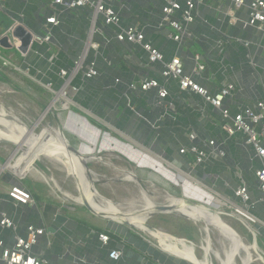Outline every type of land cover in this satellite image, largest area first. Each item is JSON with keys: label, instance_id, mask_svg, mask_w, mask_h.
Returning a JSON list of instances; mask_svg holds the SVG:
<instances>
[{"label": "crops", "instance_id": "crops-1", "mask_svg": "<svg viewBox=\"0 0 264 264\" xmlns=\"http://www.w3.org/2000/svg\"><path fill=\"white\" fill-rule=\"evenodd\" d=\"M163 2L108 0L118 12L123 27L141 26L146 41L162 53L165 61L180 57L185 72L190 74L196 66L192 57L198 55V63L205 70L196 78L197 83L210 94L216 93L224 83L233 84L235 91L223 102L230 113L254 107L257 102L264 103V38L256 27L246 24L247 5L230 14L231 0H198L197 17L188 26L189 33L183 42L177 43L168 38L167 27L157 28ZM0 10L14 23L21 22L38 35L50 33L48 43L34 45L26 55L17 51L20 57L11 52L13 49L0 47V56L10 58L13 66L34 79L2 67L1 61L0 71L23 76V80L12 79L13 83H8L13 87L12 93L24 95L29 107L43 117L49 115L62 120V129L80 142L75 149L82 153L85 148L84 158L99 159L103 165L114 160L133 165L143 172L141 178L135 175L138 182L159 183L167 196L174 199L179 198L172 196L171 188L177 187L180 199L205 203L216 210L221 209L220 200L237 202L233 190L241 183L248 187L252 201L264 197L257 189L254 175L263 166L260 159L252 147L245 145L243 135L237 133L229 138L224 133L220 110L195 93L181 91L176 81H165L161 77V64H149L148 54L139 45L116 41L114 28L101 29L99 23L95 26L91 10L81 8L60 14L56 26L45 24L54 11L60 10L53 0H0ZM80 57L84 68L95 64L98 71L95 77L86 79L81 71L70 75ZM60 71H65L66 76H61ZM69 80L64 98L59 93ZM144 80L157 81L167 96L159 98L156 89L129 88L130 84L139 85ZM191 133L197 136L195 141L188 139ZM61 139L67 147L65 137L61 135ZM210 140L224 152L223 157H210L196 165L194 154L179 152L190 146L205 151V142ZM16 152L6 164L12 175L6 173L0 177V212L14 220L21 235L28 224L45 227L47 235L39 238L33 251L43 252L52 264H181V261L201 264L204 261L194 260L196 256L192 257L186 247L189 257L171 255L166 247H156L133 231L120 236L109 229L106 219L86 209L59 206L39 198L17 178L31 173L44 181L47 179L34 164L21 163L20 159L25 161L27 157L16 156ZM16 185L29 191L33 204L16 205L9 198L8 192ZM250 213L256 223L248 224L234 217L237 222L234 232L255 250L249 264H264V202L255 203ZM99 233H109L108 245L101 244ZM11 235V231L0 228V240L6 246L12 244ZM112 250H120L122 257L111 260ZM161 254L166 255L163 263L158 259Z\"/></svg>", "mask_w": 264, "mask_h": 264}, {"label": "built area", "instance_id": "built-area-1", "mask_svg": "<svg viewBox=\"0 0 264 264\" xmlns=\"http://www.w3.org/2000/svg\"><path fill=\"white\" fill-rule=\"evenodd\" d=\"M248 2V3H247ZM232 7L228 11L230 14L236 10L241 9L247 5L249 10L247 25L256 27L262 33L264 38V0H231ZM53 4L59 7V11L55 12L52 17L45 20L46 25H58L60 14L67 11H72L81 8H87L92 12V22L94 25L114 28V39L118 42H126L129 44L139 45L147 54L149 64L159 63L163 66L161 77L165 80H174L177 82L181 91H190L200 96L214 109L220 110L223 125L221 126L224 133L229 137H234L240 133L244 137L245 145L252 147L256 157L262 163V167L254 173L257 181V189L264 194V103L257 102L254 107H245L235 113L223 107V102L230 97L235 91V87L231 83H224L220 86L218 91L210 94L209 91L197 83V77L205 70V66L198 63L200 57L195 55L193 58L196 66L188 74L185 72L184 62L180 57H172L169 61H165L162 53L146 41L144 29L139 25L123 27L121 18L117 11L108 3V0H53ZM198 0H164L161 7V20L157 28H168L170 34L168 38L174 42L182 43L185 35H188V26L192 24L197 17ZM99 23V24H97ZM17 24L23 25L21 22ZM94 26V32L97 28ZM34 41L38 45L46 44L50 41V33L43 35H34ZM12 49L16 50L20 47V42L16 39L9 40ZM93 45V44H92ZM247 45V44H246ZM264 47V39H263ZM82 57L79 61L74 63L73 70L70 75H76L81 71L83 77L90 79L98 74L95 69V64L91 63L87 68L82 65ZM1 65L4 68H12L15 71L21 72L23 75L30 77V75L20 68L13 66L10 58L0 56ZM61 76H66L65 71H60ZM32 78V77H30ZM34 79V78H32ZM119 82L118 79L115 80ZM61 89L60 95L66 98V88L69 87L70 80ZM130 89H140L141 91H148L156 89L158 97L164 99L167 96V91L160 87L157 81L144 80L136 84H130ZM75 89V88H74ZM197 136L193 133L188 135L190 141H195ZM207 150H199L194 146L189 148H182L180 154L190 152L196 156L195 164L199 165L204 160L210 157L220 158L224 156V152L218 148L216 143L212 140L205 142ZM6 164L0 162V177L9 172L6 169ZM9 198L16 205H30L34 200L29 191L22 185L11 187L8 192ZM232 200L218 201L220 208L230 212L234 217L239 218L245 223H256V219L251 215L250 210L257 202H264V197L258 201H252L251 194L245 183H241L233 190ZM0 228L7 229L12 232V244L6 246L4 241L0 240V261L2 264H52L42 253L35 254L33 249L37 245L40 237L47 235L44 226L28 224L25 226V234L18 233V226L14 220L5 212H0ZM113 235L117 233L113 232ZM98 240L103 246H106L111 241L109 233H99ZM122 257L120 250H112L109 252V258L117 261Z\"/></svg>", "mask_w": 264, "mask_h": 264}, {"label": "rangeland", "instance_id": "rangeland-1", "mask_svg": "<svg viewBox=\"0 0 264 264\" xmlns=\"http://www.w3.org/2000/svg\"><path fill=\"white\" fill-rule=\"evenodd\" d=\"M1 22H3V24ZM13 24L14 21L4 16L3 12L0 10V36L4 35V33ZM11 52L14 53L16 57H20L16 50L13 49ZM0 74L4 75L8 79V82L0 79V110H3L6 113V121H9L11 124L19 123L24 125L27 129L32 130V134L49 142H54L57 137L61 145L64 146L60 135L61 132L59 133L60 128L63 133L61 134L65 137L69 146L75 148L78 144H80L79 141L72 138L70 134L66 133L62 129V124L64 123L62 120H54L49 115L43 117V114H40L37 111L35 112L29 107L28 99L24 95L20 93H12L13 87L8 83H13L12 79L23 80L24 78L21 74H13L8 70H2L0 71ZM49 100H51V98ZM0 129L3 130L4 128L1 127ZM16 150L17 152L14 155L18 154L16 156L22 158H25L23 156L27 157V160L24 159L25 161L20 159L21 163L27 162L32 165L34 164L33 166L35 169H37L47 179V181H44L41 177L29 173L20 179L17 178V181L20 180V183L29 188L31 192L37 194L39 198H42L49 203L57 204L59 206L63 205L81 211L84 210L83 206L74 203L71 199L66 197V194H69L80 198V194L76 187V180L71 178V174L67 173L66 168L61 163H58L53 159L43 157L42 155L38 156L26 147H18L15 144L1 141L0 162H8ZM81 152L82 153L80 154L83 155L85 148L82 149ZM96 158L99 157L96 156ZM11 162L13 163V160ZM88 164L89 169L94 173L93 179L96 180L94 188L99 196L110 201L123 213H137L143 210V202L141 201L142 193L145 194L154 205H165L168 202V196L161 184L155 182L148 184L126 180V175L128 173L141 178L143 172L136 169L133 165H126L120 160L106 161L105 165H103L99 159L94 161L90 160ZM12 173L13 172L10 170L7 172L9 176H11ZM136 180L138 179L136 178ZM81 191L86 194L91 206L94 209L102 210L110 214L109 210L101 204L99 200H97V195H93L90 189L86 187L84 188L83 183L81 185ZM171 194L172 196L180 199V190L177 187L171 188ZM212 211L234 231V227L236 228L237 222H235L234 216L228 212V210L226 211L223 208H217V210L212 209ZM128 217H131L134 220L138 218L137 216V218H135V216ZM115 219L121 220L119 218ZM144 222L145 220L140 223V226L138 227L122 224L117 221H114L113 223L108 222V224L109 229L116 230L120 236H123L128 231H133L136 235L148 239L156 247H159L158 245L164 247V249L166 247V249L171 253L189 257L187 253V251H189L192 257L196 256V259L194 260H204L207 264H220L219 261L212 256L210 251L205 248L207 233L204 230L206 225L202 221L183 218L172 214H162L153 215L143 225ZM146 224L155 230H148ZM217 231L218 230L215 227L208 226V238L213 250L217 251L222 257H224V252L229 250V244L223 240L220 233ZM129 238L130 235L127 237V240ZM243 243L246 245L251 244L246 243L245 241H243ZM185 247L187 251L184 249ZM243 256L244 253H241L240 257L235 259V264H241ZM158 259L163 263L166 260V255L161 254ZM181 264L187 263L181 261Z\"/></svg>", "mask_w": 264, "mask_h": 264}, {"label": "bare ground", "instance_id": "bare-ground-1", "mask_svg": "<svg viewBox=\"0 0 264 264\" xmlns=\"http://www.w3.org/2000/svg\"><path fill=\"white\" fill-rule=\"evenodd\" d=\"M5 114L6 113L3 110H0V128L1 127L4 128L3 130L0 129V141L10 143V144H15L18 147H26L30 151H33L34 153H36L38 156L42 155L43 157H47V158L55 160L58 163H61L66 168L67 173L71 174V178H73L77 182L76 187H77V190L80 194V198L66 194V197L71 199V201H73L74 203L81 205L82 202L85 201L91 206V203L88 200V197L86 196V194L83 193V191H81V185L83 183L84 188L86 187V188L90 189V191L93 195H95V194L97 195V200H99L100 203L103 204L109 210L110 214H108L102 210H96L92 206L91 207L96 212L103 214L105 217H107L113 221L115 220L119 223L120 222L121 223L126 222L129 224H131V223L140 224L144 220L146 221V218H147L149 213L154 211V204L150 201V199H148L146 197L145 194L142 193L141 194V201L143 202V208H142L143 210H141L142 212L141 211L137 212V213H129V212L123 213V212H121L118 207H116L110 201L101 198L92 189V184L88 181L86 171L80 162V156L84 157V155H82V154H80V156L74 155L72 152H70L68 150V145H67V147H64L61 145V143L59 142L57 137H56L54 142H49V141L43 140V139L35 136L34 134H32V130L27 129L24 125H21L19 123H12L11 124L9 121H6ZM60 132L61 131H59V133ZM126 180L134 182L132 175L129 173L126 175ZM197 196H200V195H197ZM167 201L169 202V205L170 204L175 205L176 208L178 209V212L185 215L186 217L193 219V220L204 221L206 223V225L213 226L218 230L217 232L220 233V236L223 238V240L228 242V244H229V250L224 252V257H222L217 251L213 250V248L211 247V244H210V240L208 238V233L206 236L207 238L205 240V248L210 251L212 256L215 257L219 261L220 264H235V259L237 257H240L241 253H244V256L241 259L242 260L241 264H249L250 262H252V260L254 258V252H255L253 246H248L245 243H243L241 241L240 237L231 228H229L220 219V217L218 215H216L213 211L211 213L207 209V208H209L212 210L214 208L210 207L209 205H207L205 203L202 206H205L206 208L205 207H199V206L198 207L192 206L189 203L184 202L183 199H174V198H170V197H168ZM210 203H211V201H210ZM128 216H135V218H137V217L138 218L134 220ZM115 218H119L122 221L116 220ZM145 223L146 222H144L143 225ZM131 225H133V224H131ZM133 226L136 227L137 225H133ZM207 228H206V230H207ZM148 230H150V229H148ZM150 231H152V230H150ZM169 254L172 255V253H169ZM201 264H207V263L204 261H201Z\"/></svg>", "mask_w": 264, "mask_h": 264}, {"label": "water", "instance_id": "water-1", "mask_svg": "<svg viewBox=\"0 0 264 264\" xmlns=\"http://www.w3.org/2000/svg\"><path fill=\"white\" fill-rule=\"evenodd\" d=\"M34 35H38L37 33L33 32L32 30H29L26 26L21 25V24H13L5 33L4 35H2L0 37V47L4 48V49H12L11 44L9 43V40L11 39H16L20 42V47L17 49V51L23 55H26L30 50H32L34 45H37V43L34 41L33 36ZM50 110V108L48 109V111ZM52 115H54V112L51 111ZM44 116V115H43ZM55 116V115H54ZM59 131H61V129L59 128ZM62 133V131H61ZM63 134V133H62ZM67 145V144H66ZM68 150L70 152H72L74 155L76 156H80V152L78 150H76L73 147H70L68 145ZM90 158H84L80 156V162L83 166V168L86 171V175L88 178V181L92 184V189L97 193L96 189L94 188V173L89 169V165L88 162L90 161ZM134 181L136 182V177L134 175H132ZM98 194V193H97ZM99 195V194H98ZM184 202L189 203L192 206H199V207H205V206H201L199 205L197 202L191 201V200H185L183 199ZM81 206L84 207V209H86L87 211H89L90 213H92L95 216H99V217H103L104 219L108 220V222L113 223L114 221L105 217L103 214H100L98 212H96L87 202L83 201ZM206 208V207H205ZM211 213L212 210L207 208ZM164 215V214H172L175 216H179V217H183V218H188L185 215L181 214L178 212V209L176 208L175 205L173 204H165V205H154V211L149 213L146 221L148 219H150V217H152L153 215ZM145 221V222H146ZM201 221V220H200ZM205 225L206 223L204 221H202ZM122 224H127L132 226L129 223L123 222ZM209 225H206V228ZM146 227L150 230H155L154 228H151L149 225L146 224ZM206 228L204 229L206 233H208V228L206 230ZM113 231V230H111ZM116 231V230H114ZM184 240V239H183ZM178 258V257H176ZM181 259V258H178ZM182 260V259H181ZM188 263V262H187ZM190 264V263H189Z\"/></svg>", "mask_w": 264, "mask_h": 264}, {"label": "trees", "instance_id": "trees-1", "mask_svg": "<svg viewBox=\"0 0 264 264\" xmlns=\"http://www.w3.org/2000/svg\"><path fill=\"white\" fill-rule=\"evenodd\" d=\"M0 79L8 82V79L4 75H2V74H0Z\"/></svg>", "mask_w": 264, "mask_h": 264}]
</instances>
